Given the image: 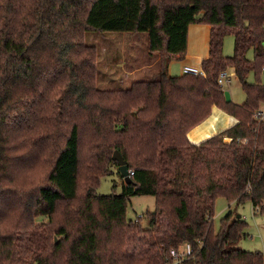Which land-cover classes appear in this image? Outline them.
<instances>
[{
	"label": "trees",
	"instance_id": "obj_1",
	"mask_svg": "<svg viewBox=\"0 0 264 264\" xmlns=\"http://www.w3.org/2000/svg\"><path fill=\"white\" fill-rule=\"evenodd\" d=\"M192 23L209 25L203 74L170 75ZM106 31L146 32L157 78L99 88L85 36ZM263 68L264 0H0V264H169L185 243L180 264H264L237 247L235 210L213 227L217 197L264 208ZM227 69L240 104L217 83ZM213 106L236 123L191 142ZM114 150L131 182L100 195ZM131 194L155 199L147 227L126 217Z\"/></svg>",
	"mask_w": 264,
	"mask_h": 264
},
{
	"label": "rangeland",
	"instance_id": "obj_2",
	"mask_svg": "<svg viewBox=\"0 0 264 264\" xmlns=\"http://www.w3.org/2000/svg\"><path fill=\"white\" fill-rule=\"evenodd\" d=\"M208 36L209 25L207 23L190 24L187 34L188 49L182 58H173L169 62L168 74L173 76L182 74L184 63L200 67V62L203 59L200 55L207 56L208 53ZM85 41L97 49V85L99 88H126L136 80L157 78V64H154V58L157 54L148 49L146 32H87ZM233 50L234 37L227 34L223 39L222 52L229 56ZM248 56H252L251 51L248 52ZM135 68H139V71L133 74L126 73ZM227 72L232 76L235 75L232 69H227ZM248 81H253V74L249 75ZM260 81L264 84V71L260 74ZM223 89L228 91L232 102L240 104L245 100V92L237 78L233 79L232 77L231 82H225ZM212 113L209 117L212 116ZM110 169L111 172L103 176L98 185L97 193L100 195L123 192L124 181L119 174L118 167L111 166ZM154 206L155 199L153 196L131 194L127 204L126 217L133 221L139 219L141 225L147 227V213L153 212ZM229 209L235 210L247 222L244 230L246 235L241 238L237 247L264 252V208L263 210H253L249 201L238 204L235 201H228L224 197H217L213 216V227L216 231L220 228L221 218ZM137 246L134 241L131 243L130 249L136 250ZM169 264L176 263L173 261Z\"/></svg>",
	"mask_w": 264,
	"mask_h": 264
},
{
	"label": "crops",
	"instance_id": "obj_3",
	"mask_svg": "<svg viewBox=\"0 0 264 264\" xmlns=\"http://www.w3.org/2000/svg\"><path fill=\"white\" fill-rule=\"evenodd\" d=\"M200 56L202 58L206 57L204 55H200ZM155 61L156 60L154 59V63ZM185 65H191V64L184 63L183 67ZM138 71L139 68H135L132 71L126 73L133 74ZM182 72H183V68H182ZM261 109L264 110V105H262ZM211 112H213L211 117L208 116L188 132L187 136L191 142L199 143L202 140L230 127L231 125L235 124L237 121L234 116L228 115L226 112H224L222 109L216 106L212 107Z\"/></svg>",
	"mask_w": 264,
	"mask_h": 264
},
{
	"label": "built area",
	"instance_id": "obj_4",
	"mask_svg": "<svg viewBox=\"0 0 264 264\" xmlns=\"http://www.w3.org/2000/svg\"><path fill=\"white\" fill-rule=\"evenodd\" d=\"M264 70V68H263ZM183 72L184 73H188V74H193V75H202L203 71L200 67H195V66H191V65H185L183 67ZM233 79H236L237 76L234 75L232 76L231 74H229L227 72V70L221 71L219 73L218 79H217V83L220 87L223 88V85L225 82H231ZM256 116L260 119L264 118V110L260 109L256 112ZM132 172L129 171V174H131ZM191 252V246L188 243L183 244L182 246H180L178 249H172L170 251V254L172 255V257L174 258V262L176 264H180V262L182 261V259H184L186 256H188Z\"/></svg>",
	"mask_w": 264,
	"mask_h": 264
},
{
	"label": "water",
	"instance_id": "obj_5",
	"mask_svg": "<svg viewBox=\"0 0 264 264\" xmlns=\"http://www.w3.org/2000/svg\"><path fill=\"white\" fill-rule=\"evenodd\" d=\"M224 95H225V99L227 101H229L230 100V96H229L228 91H225ZM224 140L225 141H229V138L226 137ZM112 158L117 162L118 170L121 173L124 181L126 183H130L131 182V178H130V175H129L128 165H127L125 159L123 158V156L120 154V152L118 150H114L113 154H112ZM240 217H241V215L239 213H237L236 216H235V218H240ZM234 219H232V221Z\"/></svg>",
	"mask_w": 264,
	"mask_h": 264
}]
</instances>
